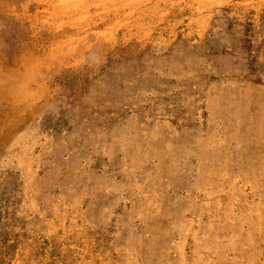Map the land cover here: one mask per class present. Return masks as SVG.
I'll return each mask as SVG.
<instances>
[{
    "label": "rangeland",
    "instance_id": "rangeland-1",
    "mask_svg": "<svg viewBox=\"0 0 264 264\" xmlns=\"http://www.w3.org/2000/svg\"><path fill=\"white\" fill-rule=\"evenodd\" d=\"M0 264H264V0H0Z\"/></svg>",
    "mask_w": 264,
    "mask_h": 264
}]
</instances>
